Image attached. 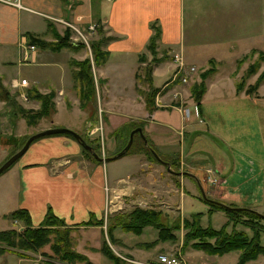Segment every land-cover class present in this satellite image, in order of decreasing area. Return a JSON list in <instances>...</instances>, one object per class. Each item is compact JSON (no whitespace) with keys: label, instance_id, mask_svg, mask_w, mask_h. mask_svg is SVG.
I'll list each match as a JSON object with an SVG mask.
<instances>
[{"label":"crops","instance_id":"obj_1","mask_svg":"<svg viewBox=\"0 0 264 264\" xmlns=\"http://www.w3.org/2000/svg\"><path fill=\"white\" fill-rule=\"evenodd\" d=\"M20 2L19 7L0 2V78L10 88L16 84V87L25 86L19 85L20 79L25 78L27 88L34 87L43 93L53 91L55 110L49 117L50 123L70 127L90 138H97L91 130L101 119L105 134L102 151L110 155L120 147L113 131L131 122H140L147 141L161 155L169 156L167 158L172 159L173 155L183 158L197 146H204V154L206 157L211 155V162L216 164L214 172H228V178L231 175L227 183L235 180L236 183H241L242 178L234 176L236 171L243 172L248 169L255 172V169L243 168L228 160L226 153L230 156L231 150L228 149L230 145L224 141L223 133L229 125L221 122L223 128H214L216 120H230L227 114L233 115L230 112L235 110L234 102L242 95L222 98L218 91L219 81L208 79L199 104L187 96L181 103L177 101L176 104L156 102L157 106L149 111L142 94L137 92V88L141 87L136 73H139L140 68L142 70L141 55L146 59L152 56L148 43L155 31H158L156 49L161 55L151 69L155 86L160 85V79L164 80L167 75H171L176 55H181L186 63L195 62L193 59L198 57L197 54L202 51L204 44L219 45L227 37L228 42L239 44L246 32V27H241V13L254 8L256 0ZM219 17L229 19L227 23L231 31L225 30L224 21H219L216 26V18ZM255 18L253 14L252 24L250 25L251 21L248 22L247 27L254 30L248 31L249 33L258 29ZM48 23L58 33L66 28H72L74 32V28L85 31L88 25L95 23L94 33L97 36L103 34L100 47L107 52V56L102 63L95 65L94 72L95 77L102 80L101 84L96 83L95 86V97L102 107V111L97 112L96 121L90 118V108L80 106L74 85L75 65L71 62L74 58H83L84 54L87 56L86 52H79L83 45L76 42L71 47L51 50L29 42L27 33H34L46 41L54 40L52 32L48 30ZM259 26L264 28L262 22ZM99 27L101 31L98 30ZM29 45H34V48L31 49ZM222 49L224 48H219ZM210 57L220 58L216 55ZM23 65L30 67L28 75L22 74ZM163 97L164 95H160V99ZM198 115L202 125L194 117ZM82 152L84 151L80 143L67 134L57 133L39 138L29 145L15 165L7 171L8 174L0 177V182L5 181L1 183L0 192H6L0 198L8 199L12 194L15 204L13 209L27 210L32 225H38L47 211H51L67 225H75L78 230L81 228L82 233L92 232L91 239L97 241L102 234H106L104 223L107 216L118 211L115 206L125 203L128 197L136 198L137 205L143 206L147 200L152 201V197H156L160 189L166 187L162 183L164 181L161 174L156 172L158 167L144 158L139 151L130 150L107 161L94 160ZM214 175L215 181L217 175ZM222 179L223 182L227 181H224L226 178ZM196 182L198 183L197 178ZM183 187L185 186L182 185L179 201L186 194ZM227 192L230 193L228 190ZM0 212L3 213L1 216L6 217L7 213L2 210ZM95 219H103L104 223L85 224L86 221ZM221 258L219 256L218 260H204L194 264H223ZM157 260L158 255L157 259L146 264H158Z\"/></svg>","mask_w":264,"mask_h":264},{"label":"rangeland","instance_id":"obj_2","mask_svg":"<svg viewBox=\"0 0 264 264\" xmlns=\"http://www.w3.org/2000/svg\"><path fill=\"white\" fill-rule=\"evenodd\" d=\"M254 6L255 7L251 8L250 11L246 9V11H242L241 13V27H246V32L243 33L244 35L239 44H235L232 41L228 42L229 37L224 38L223 43L219 45L204 44L202 51H200L201 53L198 52L197 54L198 57L195 59L192 58L195 62L186 63L181 55H176L177 58L175 57L173 72L169 77L167 75L164 80L160 79V85L155 86L152 76L150 83H148L144 76L143 69L141 70V68V72L139 70L141 76H139V81L137 82H140V92L142 97L144 99L146 98V100L147 96L152 95L150 93L153 91L149 85L155 87L156 91L152 95L155 106H157L156 102L159 104H176L177 101L181 103V100L187 96H190L192 101L195 102V94L191 93L190 88L195 86L197 91L201 84H206L208 79L219 81L218 91L222 98L242 95L239 100H235L234 102L235 112L233 110L230 112V114L233 115L229 116V114H227L230 120H216L214 128L215 130L219 129V126L223 128V123L229 125L226 132L223 133V137L225 138L224 141L226 140L230 145V147L226 145L225 147L231 150L230 156L228 152L226 153L228 160H230L231 163L235 162L236 164H240L243 168L255 169V172H252L253 170L250 172L248 169L243 172L236 171L237 174L235 173L234 176L241 177V183H236V180L227 183L231 175L228 178V172H214L213 169L216 168V164L215 162H211V155L206 157L204 148H202L204 146H197L192 153H187L183 158H179L178 155L174 157L173 155L172 159L167 158L169 156L166 154L161 155L157 149L155 150L153 148L159 157L168 160L170 169H167L164 163L152 157L149 158V156L144 153L142 150V143L139 141V136L136 132L129 150L139 151L144 158L155 164L158 167V170H156V172H158L157 174H161L162 177H160L164 181L162 183L166 185L165 188L158 191L159 194L156 197H152V201L148 202L147 200L143 207L160 209L162 211L163 221L169 224L172 223L174 219H179L178 228L175 229L171 226L170 231L173 233V237H168L167 233L165 237H158V228L151 224H147L143 226L140 233L125 230L117 226L109 235H107L106 232V234H102L97 241H94L91 239L92 232L86 231L82 233V231H80L81 228L78 230L75 225H67L63 220L58 221L52 217V223L49 225L50 229L41 235L42 237L40 240L33 238L34 240L31 239V241L29 238H23L25 245L22 243L19 244L18 241L15 242L14 240H12V243L5 239L0 240V264H13L14 262L12 259L15 260L16 264H86L88 259L91 262L89 264H146L157 259L159 253H175V251L180 253L187 264H194L204 260L213 261L219 256L222 257L223 264L237 263L239 251L236 249L225 251L218 255L207 251L206 247L202 248L192 245V241H194L193 238L186 241L185 235L191 228V225L189 221L184 224V220L187 218L193 219V217H191L192 213H200V215H198L199 225L204 227V229H219L222 227L224 233L227 235H231L235 231L245 232L247 235L251 234V230L247 227L249 224L246 223H252L254 221L253 218L246 216V214L229 212L218 206L206 204L204 199H202L203 196L200 186L203 189L204 195L208 198L223 202L231 208H251L264 215V57L256 54V52H248L249 49L252 48L264 49V33L262 32L264 28L261 29L259 26L261 22L264 25V0H256ZM188 8L189 6L187 4L186 9ZM253 14L256 16L255 21L258 29L254 33H249L254 31L252 28L249 29V27H247L249 25L248 22L251 21V16L253 20ZM228 16H230L229 13ZM205 18L206 13H204V19ZM228 20L227 17L225 20L221 17L216 18L218 22L216 26L219 25V21H224L225 30L231 31L227 23ZM204 23H206L205 20ZM251 24L252 21L250 22V25ZM70 30L73 34L70 35V40L77 42L82 41L83 46L81 49L83 51L80 50L79 52H81V54L86 52L87 55L85 56L84 54V57L79 60L81 61L86 58L91 60V72L93 74L94 84L95 86L96 83L101 84L102 80L96 78L94 73L96 66L93 59L92 42L103 39V34L101 33L100 36H97L96 33H88L86 30L83 31L79 28L80 32H82L85 37L84 40L81 34L74 32L72 28H70ZM256 45L260 48L256 47ZM222 47L224 49L219 50V48ZM153 51H151L152 56L150 59H146L144 55L142 59L140 58V60H143L141 61L143 64L141 67L146 68L149 64L153 67V65L160 60L161 55L156 49V44ZM199 55L203 57L200 58ZM212 55H216L220 58H211L210 56ZM165 69H167V67ZM207 69H211L212 72L207 73ZM21 72L22 74L28 75L30 67L23 65ZM182 77H186V80ZM2 84L6 87L5 89L8 90L10 99L5 100L0 97V164L12 153L17 151L31 134L48 127L62 126L50 123L49 117H51V114L48 116L44 114L37 116L32 114L33 116L31 117L33 118V122L28 123L27 119L22 114V109L38 110L40 108L39 102L32 98L28 99L26 93L28 89L27 85L16 87V84L15 87L10 88L3 82ZM235 87L237 91H235ZM1 92L3 93V91ZM137 92L140 93L139 90ZM160 95H164L163 99H160ZM95 106L97 112L102 111V107L97 103V100ZM194 111L196 112V110ZM194 117L196 121L202 125L200 122L201 117L199 115ZM97 122V130L93 133H95V136L99 139L100 150L94 149L88 140L85 137L83 138L99 156L106 157L109 155L102 151L103 142L105 140L103 122L101 119ZM131 129L127 127L123 130V139L127 133L129 134ZM54 134L57 133L36 137L30 144L43 136ZM80 134L84 136L83 132ZM99 135H101L102 140ZM232 135H234V137ZM217 146H219V143ZM81 149L84 151L82 145ZM82 153L86 155L85 151ZM91 156H93L92 153L91 155L88 153V157ZM19 158L20 156L4 169L0 173V177L3 174L6 176L8 174L7 171L15 165ZM181 159H183V161ZM95 160L98 159L95 158ZM214 174L217 175V180L213 182L210 181V179L215 177ZM196 178L198 183L196 182ZM222 178H226L224 181H227L223 182ZM184 181L187 183H184ZM4 182L5 181L0 182V190L2 188L1 183ZM239 184L240 186L238 187ZM182 185L185 186L183 187V191L186 192V194L185 197L179 201L180 193H182ZM233 185L234 187H231ZM225 190L230 191V193H226ZM5 193L6 192H0V197H4V195H6ZM225 195L229 197H225ZM139 197L140 196H138V198ZM242 197L244 200H242ZM13 200L12 194H10L8 199L6 197L4 199L0 198V211L2 210V212L7 213L6 217H3L1 216L3 213L0 212V230L15 228L17 229L16 231L22 232L23 228L26 227L28 223H25L23 219L24 216L20 215V213L15 215L12 214L14 211L13 208L15 207ZM136 205L137 199H130L128 197L125 203L122 202L118 204V206H115L116 210H118L115 212L125 214V212L130 211ZM257 220L264 225V216L257 218ZM224 222L225 226L222 224ZM68 226H72L70 231L71 247L75 253L80 254L78 258H72L62 254L64 249H62V242L58 238L57 232ZM258 235L260 242L264 244V231L259 232ZM11 238L10 235L9 240ZM16 239L18 240L19 238ZM207 240L212 241V238H207ZM104 241H106L110 249L109 253L113 257L107 253L108 250H106L107 252L98 250L102 247ZM216 255H218V257ZM241 264H264V255L259 253L254 258L245 259Z\"/></svg>","mask_w":264,"mask_h":264},{"label":"trees","instance_id":"obj_3","mask_svg":"<svg viewBox=\"0 0 264 264\" xmlns=\"http://www.w3.org/2000/svg\"><path fill=\"white\" fill-rule=\"evenodd\" d=\"M47 27H48V30L52 32L55 38L54 40L46 41L42 38H39L34 33H27L29 42L35 43L39 45L40 47H47L51 50H60L63 47H71L73 46V44H76V41L70 40V34L72 32L70 28H66L65 30H63L62 33H58L51 28L50 23H48ZM98 30L101 31V28L99 27ZM157 36H158V31H155V33L150 38V41L148 43V48L150 51L154 50L155 40ZM101 41L102 39L92 42V52L94 55L93 59H94L95 65L102 63L107 56V52L100 47ZM77 43L82 44V42H77ZM248 52L249 53L256 52V54H259L260 56L264 57V52L260 49L252 48V49H249ZM142 56L143 55H141V59L143 58ZM71 63L75 65L73 69V79H74L75 88L77 89L80 106L82 108H85V107L90 108L91 109L90 118L96 121L97 120V116H96L97 109L95 106L96 105V97H95L96 89H95L93 74L91 72V66H92L91 60L89 58L83 59L81 61L73 59ZM142 69H143L144 76L147 82L150 83L151 69H152L151 64H149L146 68L142 67ZM206 72L209 73L212 71L211 69H207ZM139 76H141L140 73H136L137 81H139ZM149 86L153 90L150 94L153 95L156 89L155 87H152L151 85ZM5 88L6 87H4V85L1 82V78H0V97L2 99L7 100L10 98H9V92ZM138 90L140 92L141 89L139 88ZM204 90H205L204 84H201L197 91H196L195 86H192L190 88L191 93L195 94V101L197 104L200 103L199 101L202 97V94L204 93ZM1 91H3V93ZM235 91H237L236 87H235ZM26 93H27L28 98L37 100L40 106L38 110L22 109V114L25 116L28 123L33 122L32 120L33 118L31 117L33 115L37 116V115L44 114L48 116L55 110L54 101H53V97H54L53 91L43 93V92H40L38 89L31 87L27 89ZM152 95L147 96V100L146 98L144 99L149 111L156 107L154 103V98L152 97ZM139 124L140 122L139 123L131 122L128 125H125L123 127L122 126L118 127L113 131V134L118 139L119 146H120L119 149H121L127 141L126 139H127L128 133L125 135L123 139L122 138L123 130L126 129L127 127L131 129ZM64 134H67V133H64ZM67 135L74 138L71 134H67ZM137 135L139 136V134ZM82 137H85L94 149L100 150V144H99L98 138H90L87 136V134H84V136ZM139 141L142 143V150L144 151V153L147 156H149V158L152 157L153 159L157 160L154 157L153 153L151 152L152 148L156 150L155 146L149 143L148 141H147V144H144L143 139L140 136H139ZM84 151L87 156H88V153L91 155L89 150L84 148ZM129 151L130 150L128 149L126 153H128ZM90 158L95 160L93 156H91ZM202 199L204 198L202 197ZM204 202L211 206H218L229 212L242 213V214H246V216L253 218L254 223L253 222L246 223V224H249L247 225V227L251 230V234L247 235L245 232L235 231L231 235H227L224 233V230L222 227L219 229H209V228L204 229V227L199 225L198 215H200V213H192L191 217H193V219L187 218L184 220V224L185 222L187 223V221H189V224L191 225V228L185 235L186 241H188V239L190 238H193L194 241H192V245L196 247L200 246L202 248L206 247L207 251L218 254V255L225 251L236 249L239 251L237 255L236 264L243 263L245 259L254 258L259 253L264 255V244L261 243L258 238L259 237L258 233L261 231H264V225L258 222L257 220V218H260L261 215L256 214L253 211H249L247 209L226 208L219 204L209 202L205 199H204ZM17 213H20V215H23L24 216L23 219L25 223H28V224H26V227L23 228L22 232L16 231L17 229L15 228L1 229L0 230V240L5 239V240H8V242L10 243H12L13 242L12 240H14L15 242L18 241L19 244L22 243L23 245H25L24 239H28V238L30 240L31 239L34 240L33 238H36L38 240L41 239L42 237L41 235H43V233H46L50 229L49 225L50 223H52L51 221L52 217L58 221H62L61 218L57 217L51 211H47L44 219L38 225H32L31 219H30V216L27 210H25L24 208H18L12 212L13 215ZM90 222H93L95 224L104 223L103 219H95V220L86 221L85 224H89ZM105 224H106L107 235L112 233V230L117 226H120L125 230H130L133 232L140 233L144 225L151 224L155 226L156 228H158L159 230L158 237H165L167 235L168 237H173L172 235L173 233H171L170 229H171V226H173V228L175 229L179 227V219H174L173 222L170 223L172 225H170L169 223L163 221L162 211L160 209L136 205L130 211L125 212V214H122L121 212L111 213L110 215L107 216ZM222 224L225 226V222ZM71 228L72 227L68 226L62 229L61 231H58L57 235L59 236L58 238L62 242L61 243L62 249H64L62 254L64 256H70L72 258H76V257L78 258L80 254L75 253L71 247L72 245L71 237H70ZM10 235L12 238L9 240ZM16 238H19V239L17 240ZM207 238H212V241L207 240ZM98 250H103V251L108 250V252L107 251L106 252L110 255L109 253L110 249L106 241L103 242L102 247ZM89 263L91 262L88 259L86 261V264H89Z\"/></svg>","mask_w":264,"mask_h":264},{"label":"water","instance_id":"obj_4","mask_svg":"<svg viewBox=\"0 0 264 264\" xmlns=\"http://www.w3.org/2000/svg\"><path fill=\"white\" fill-rule=\"evenodd\" d=\"M136 132L143 139L144 144H147V139H146V137H145V135L143 133L142 127L140 125H138V126L133 127L130 130V132L128 134V139H127L125 145L121 149H119L118 151H116L112 155H109V156L104 157V156H99L92 149V147L84 140V138L82 137V135L80 133H78L77 131H75V130L69 128V127H64V126H52V127H48V128L42 129L40 131H37V132L31 134L26 139V141L23 143V145L17 151H15L14 153H12L8 158H6L3 161V163L0 164V173L4 169H6L13 161H15L19 156H21L23 154V152L27 149V147L29 146V144L32 142V140L34 138L39 137V136H42V135L53 134V133H69V134H71L80 143V145H82L85 149L89 150L96 159H98L100 161H107V160H111V159H114V158H117V157H120V156L124 155L126 153V151L129 149V147L131 146V143L133 141L134 134ZM151 152L153 153L154 157L158 161L164 163L166 165V168L167 169H170V164L168 162L164 161L161 157H159V155L156 153V151L153 148L151 149ZM185 173H187V172H185ZM200 189L202 190V196L204 197L205 200H207L209 202H212V203L219 204V205L224 206L226 208H231V207L227 206L226 204H224L223 202H220V201H217V200H214V199H211V198L206 197L204 195V192H203V189L201 188V186H200ZM232 208L247 209L249 211L255 212L256 214H259L261 216H264L261 213H258L257 211L252 210L251 208H247V207H232Z\"/></svg>","mask_w":264,"mask_h":264},{"label":"built area","instance_id":"obj_5","mask_svg":"<svg viewBox=\"0 0 264 264\" xmlns=\"http://www.w3.org/2000/svg\"><path fill=\"white\" fill-rule=\"evenodd\" d=\"M0 2L1 3L9 4V5H14L16 7L21 6L20 0H0ZM95 28H96L95 23H92V24L88 25L87 29H85V30L88 33H94L95 32ZM74 29H75V32L81 34V37H83V39L85 40V37L82 34V32H80V30L77 29V28H74ZM78 42H82V41H78ZM28 47H30L31 49H33L34 48V45H29ZM176 58H177V56H176ZM182 78L184 80H186V77H182ZM19 85H26V79L25 78L20 79ZM96 128L97 127H95L94 129H92L91 132H95V130H97ZM99 137L102 140L101 135H99ZM210 181H214V178H211ZM158 264H187V263L184 261V259L180 255V253L177 252V251H175V253L174 252L159 253L158 254Z\"/></svg>","mask_w":264,"mask_h":264}]
</instances>
